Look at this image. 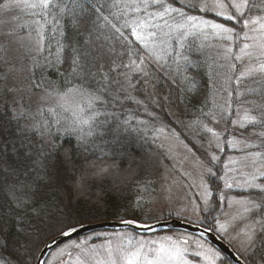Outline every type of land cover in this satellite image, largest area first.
Returning <instances> with one entry per match:
<instances>
[{
  "label": "trees",
  "instance_id": "trees-1",
  "mask_svg": "<svg viewBox=\"0 0 264 264\" xmlns=\"http://www.w3.org/2000/svg\"><path fill=\"white\" fill-rule=\"evenodd\" d=\"M68 2L77 15L65 13L55 20L51 15L35 16L42 23L48 21L43 52L27 56L19 52L17 58L8 42L0 44V257L13 264H24L25 260L35 264L45 243L60 234L59 226L68 219L79 224L147 222L158 165L155 157L160 153L147 130L156 126L175 129L198 150L192 133L201 132L200 124L210 119V111L219 114L220 103L226 104L229 90L233 93V114L240 102L257 99L246 92L241 99L237 97V70L230 67L231 62L227 64L213 40L193 36L185 40L183 49L174 42L159 66L148 62V73L144 75L134 67H126L130 55L137 63L141 56L144 62L147 60L146 51L125 22L147 13L126 9L124 5L130 0ZM168 2L190 15L234 27L237 33L244 29L238 22L243 18L227 21L211 12L185 7L188 3L198 5L201 0ZM249 4L250 15L261 13L253 6L259 4L257 0H249ZM25 32L18 29L21 36ZM57 40L64 45L59 53L63 62L59 64ZM74 54L80 57L75 74L71 65ZM230 77L232 80L226 84ZM253 79L244 80L239 89L245 91V85ZM75 85L96 91L107 101L96 105L99 115L92 134L85 135L83 142L75 139L76 133L67 135V121L49 112V108L56 107L60 116L68 115L57 103L38 111L28 102L31 92L56 94L53 90L64 92ZM21 88L25 89L23 96ZM226 124L231 125V120ZM252 129L264 131L260 124L249 125L246 131ZM103 167H108V172L98 174ZM217 183L213 190H217ZM249 194L262 199L264 212V194ZM214 198L217 203L215 194ZM212 208L208 219L213 220ZM212 220L201 224L213 228ZM225 261L230 262L227 258ZM245 261L264 264V230Z\"/></svg>",
  "mask_w": 264,
  "mask_h": 264
},
{
  "label": "rangeland",
  "instance_id": "rangeland-1",
  "mask_svg": "<svg viewBox=\"0 0 264 264\" xmlns=\"http://www.w3.org/2000/svg\"><path fill=\"white\" fill-rule=\"evenodd\" d=\"M3 2L4 0L1 1L0 4ZM202 2L203 0H201V3ZM207 2L211 5L214 0H207ZM223 2L227 4L229 0H223ZM257 2L259 3L258 0ZM258 9L261 11L260 7ZM229 11L234 10L229 9ZM205 12L215 14L212 11ZM259 14L261 13L257 11V13L251 16ZM200 17L210 19L205 16ZM35 21H37L35 16L26 14L16 7L10 10H0V44L2 45L8 42L10 49L13 50V56L17 58L19 57V52L23 54L22 56H27L28 54L35 55L37 52L36 44L38 39L36 34L38 25H36ZM213 21L221 23L217 20ZM156 22L163 23L162 21ZM175 22L174 19H169L170 24ZM24 25L30 26L31 31L29 32L27 28L23 27ZM20 28L26 31L25 35L21 36L20 33L18 34V29ZM153 30L155 31V29ZM168 31L169 29L165 28L163 32H160L158 39L170 40L171 46L176 42L175 46L180 48L179 43L175 40V37L179 35V33L172 30V35L170 37L165 36L164 33ZM244 31L248 30L243 29L238 36H235L233 42H228L213 37L211 35V30H208L207 38H205L204 34L199 33L198 30H194V34L187 35L184 38V42L193 36L200 37L201 40H213L216 49H218L223 57L225 55V47L231 44L234 56L239 54ZM169 50L170 47L167 51L162 48L156 49L161 59ZM19 60L23 61L22 59ZM146 60L147 63L144 62V64L141 65V72L143 74L145 72L148 73V62L155 66L160 65V59L157 60L155 56L149 55L147 52ZM226 62L227 64L231 62L236 65L238 75L239 72L243 70V65L247 64L248 59L245 58L243 63L234 59L231 61L226 60ZM17 86H14V91ZM239 90L243 91L242 89ZM21 91V96H23L25 89L23 88ZM29 95L30 96L27 94L31 108L35 109L38 107V111H40L42 107L51 106L58 101V97L54 93L49 96L47 92H31ZM18 97L21 98L20 95H18ZM241 97H239V99H241ZM220 104L219 114L210 111L216 116L219 123L212 120L209 112L207 116L210 119H206V122H201L200 124L201 132L198 134L192 133L193 139L198 145V150L189 145L184 137L175 129L156 126L150 127V129L147 130L160 153H157L155 157L158 163L157 171L155 172V189L149 205L148 211L150 213L149 216L147 214L146 220L148 223H152L177 218L190 223L200 224L212 220V217L208 219V214H210V210L213 207L215 211L212 220L213 228L211 229L245 260L255 248L262 231L261 229L264 228V212L262 209L245 211V208L250 207V205L240 203L241 201H254L262 206V199L257 196V194H249L252 191H260L249 186L246 181L250 180L252 175L255 174L257 177L255 183L264 186V135H261L264 131L256 129L246 131L249 125L241 127L238 123H233L238 120L236 113H232L233 115L224 114L221 117V106L227 107V104H224V102ZM238 106L239 105H236L235 107L237 108ZM242 111L243 109H241V112ZM175 120L181 123L178 118ZM209 120L211 121L209 122ZM229 120H231V125L226 124ZM205 124L221 132V140L219 142L212 137L211 133L206 131L204 128ZM228 140L236 141L235 145L227 143ZM217 143L220 144L219 148L216 146ZM255 153H259L260 155L254 156L253 154ZM212 155L217 156L218 159L215 161L212 160ZM225 165H227V168ZM208 169H211L216 175L213 176ZM225 179L232 184V187L229 188L226 186ZM216 183L218 188L217 190H213V186H215ZM205 185H207L211 192L207 204L204 202ZM214 194L218 197L217 203H215L216 198H214ZM215 204L218 206L215 207ZM257 221H260V223H257ZM220 225L226 226L224 231L221 230ZM250 231L253 232V238L249 242L247 233ZM116 234H128L135 237L137 240L142 238L148 242L157 241L158 243L163 241L164 237H171L173 240L180 242L181 247L186 248L184 259L188 261V264H233L225 261V256L219 250L198 235L172 230L151 235L150 233H137L129 229L100 230L71 239L56 248L48 256L45 263L75 264V257L79 253L76 249L71 247L72 244L86 241V247L106 245L108 243L106 238H110L113 244H115ZM185 240L187 241L186 245L183 244ZM165 243L169 244L170 242L165 241ZM198 243L202 245V247H199ZM155 246H158V244L153 245V247ZM61 249L71 251L72 256L69 257L61 253ZM209 249L217 253V256H213L208 251ZM196 253H200V255L197 256ZM100 255L104 257L105 254L101 251ZM152 255L153 254H149L150 258H152ZM88 264H95V261L88 258ZM170 264H176V261H171Z\"/></svg>",
  "mask_w": 264,
  "mask_h": 264
},
{
  "label": "snow or ice",
  "instance_id": "snow-or-ice-1",
  "mask_svg": "<svg viewBox=\"0 0 264 264\" xmlns=\"http://www.w3.org/2000/svg\"><path fill=\"white\" fill-rule=\"evenodd\" d=\"M180 3L185 4V0H180ZM253 6L260 7L261 14L255 16L250 15L251 6L249 0H229L227 4L224 3L223 0H214L211 5L207 0H203V2L198 5L192 3L185 5L187 8L195 9L200 12L212 11L215 15L221 16L227 21H237L238 18H243L238 22L242 23L243 28L248 31H244L243 33V41L242 46L239 48V54L233 56L231 44L224 49L225 60L231 61L234 59L243 63L245 58L248 59L247 64L243 65V70L235 77L234 82L237 86V97L244 96L245 92L249 96L257 97V99L240 102L239 106L235 109L238 120L233 123H238L241 127L247 125L254 126L257 124L264 127V0H259V4ZM13 7L33 16L39 15L47 17L51 15L53 20H55L56 16H63L65 13L70 16L77 15L68 0H4V2L0 4V10H10ZM124 7L136 13H147V15L142 18L137 17L131 21H126L125 26H130L131 35L136 38V41L143 46V49L149 55L155 56L157 60L161 59L156 51L157 48H162L167 51L168 48L171 47L170 40L158 39L159 33L163 32L165 28L169 29L168 32L164 33L165 36L170 37L172 35V30L179 33V35L175 37V40L179 43L181 49L184 48V38L187 35L194 34V30H198L199 33L204 34L205 38L208 36V30H211V35L213 37L228 42H233L235 36L239 35V33H236L234 27H228L224 23H217L197 15H190L184 8L174 7L173 3L168 2V0H130ZM149 8H156L157 10L149 11ZM229 9L234 11H229ZM105 19L107 20V17H105ZM169 19H174L176 22L170 24ZM156 21H162L163 23H158ZM47 22V20H45L44 23H41L40 20L35 21L36 25H38L36 29L38 37L36 44L37 53H41L45 50V24ZM23 27L27 28L29 32L31 31L30 26L24 25ZM112 27L115 28L116 32L123 35L120 28H116L115 25H112ZM153 29H155V31ZM53 33H55V29H53ZM60 35L63 36L64 33L61 32ZM128 43L130 45L131 41H128ZM63 50L64 45L60 40H57V64L63 62L59 54L62 53ZM181 55H183V53H181ZM79 60L80 57L78 54L72 55L71 65L74 74L79 67ZM143 64L144 57L141 56L139 63H137V60L130 55V61L126 67H134L137 72H140L142 71L141 65ZM230 67L235 69L236 65L230 63ZM144 75H147V73L145 72ZM250 77H255V79L251 81V84L245 85V91H240L239 87L241 83ZM104 79L107 80V74H104ZM231 80L232 78L230 77L225 83L227 84ZM129 84L130 86H134L131 85L130 80ZM36 87H39V85H36ZM53 91L56 92L58 97L57 107L68 115L60 116L56 107L49 108V112L67 121L64 128V132L67 135L71 136L73 133H76L75 139L83 142L85 135L92 134L93 122L96 116L99 115L96 105L98 103H107V101H105L98 92L85 89L79 85H75L73 88L64 92H59L57 90ZM47 94L51 96L53 93L49 91ZM232 95V91L229 90L228 101H226L227 107L221 106V117L224 114H232ZM137 103L140 102L137 101ZM245 105H251V107L249 108ZM241 109H243L242 112ZM253 111L255 115L252 114ZM209 115L212 117L213 121L219 123V120L213 113L210 112ZM59 123L60 120L58 119L57 124ZM85 128L88 129L87 133H85ZM204 128L207 132L211 133L216 141L219 142L221 140V132L214 130L207 124L204 125ZM59 130L58 128L57 131ZM261 135H264V132H262ZM227 143L235 145L236 141L228 140ZM216 146L219 148L220 144L217 143ZM253 155L259 156L260 154L255 153ZM211 159L215 161L218 157L212 155ZM225 167L227 168V165H225ZM108 170V167H103L98 174L107 173ZM208 171L213 176L216 175L211 169H208ZM256 178V175L253 174L251 179L247 180L246 183L264 194V186L256 184ZM225 184L229 188L232 187V184L229 183L227 179H225ZM204 189V202L207 204L211 192L207 185L204 186ZM240 203L250 205V207L245 208V211L261 208V205L254 201H241ZM123 223L131 225L136 223V221L124 220ZM257 223H260V221H257ZM81 227V224L73 223L71 219H68L59 226L60 235L62 237H71L74 233L78 232ZM225 227V225H220L222 231L225 230ZM261 230H264V228ZM247 236L250 242L253 238V232H248ZM106 239L108 240L106 245L86 247V241L72 244L71 247L76 249L79 253L75 257V264H88V258L94 260L95 264H170L171 261H176V264H188V261L184 259L186 248L181 247V243L173 240L171 237H164L163 241L159 243L157 241L148 242L142 238L137 240L135 237L128 234H116L115 244H113L110 238ZM165 241L170 243L166 244ZM157 244L158 246L153 247V245ZM183 244L186 245L187 241H183ZM198 246L202 247L199 243ZM48 247H51V245H48ZM101 251L104 252V257H101ZM208 251L213 256H217V253L211 249ZM61 253L69 257L72 256L71 251H66L64 249H61ZM149 254H153L152 258H150ZM196 255L199 256L200 253H196ZM0 264H13V262L0 257ZM24 264H29V262L25 260Z\"/></svg>",
  "mask_w": 264,
  "mask_h": 264
},
{
  "label": "water",
  "instance_id": "water-1",
  "mask_svg": "<svg viewBox=\"0 0 264 264\" xmlns=\"http://www.w3.org/2000/svg\"><path fill=\"white\" fill-rule=\"evenodd\" d=\"M123 221L124 220H109L81 224L82 227L79 229V231L74 233L71 237H62L60 234H58L45 243L37 257L35 264H45L52 251L71 239L106 229H131L137 233H157L167 230L188 232L198 235L206 240L208 243L218 249L224 256H226L233 264H246L245 261L231 248L227 242H225L211 229L205 228L201 225L189 223L176 218L152 223L136 221V223L131 225L125 224ZM48 245H51V247H48Z\"/></svg>",
  "mask_w": 264,
  "mask_h": 264
}]
</instances>
